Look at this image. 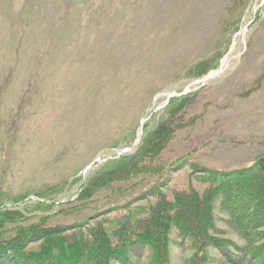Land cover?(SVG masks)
I'll return each instance as SVG.
<instances>
[{
    "label": "rangeland",
    "instance_id": "374dc122",
    "mask_svg": "<svg viewBox=\"0 0 264 264\" xmlns=\"http://www.w3.org/2000/svg\"><path fill=\"white\" fill-rule=\"evenodd\" d=\"M181 104L154 160L162 170L75 200ZM262 153L264 0H0V211L17 210L14 224L121 215L158 191L201 189L192 164L233 168ZM170 240L171 264H190L174 228ZM208 254L225 264L217 248Z\"/></svg>",
    "mask_w": 264,
    "mask_h": 264
},
{
    "label": "trees",
    "instance_id": "16d2710c",
    "mask_svg": "<svg viewBox=\"0 0 264 264\" xmlns=\"http://www.w3.org/2000/svg\"><path fill=\"white\" fill-rule=\"evenodd\" d=\"M181 108L173 105L154 128L143 127L134 151L102 163L75 200L88 199L115 181L162 170L154 160L179 127L174 114ZM192 165L201 189L189 186L173 191L170 198L158 191L153 203L125 204L127 212L113 217L92 216L91 222L75 224L50 225L47 218L14 224L21 217L17 210L0 211V264H137L130 255L141 248L149 251L143 264H171L173 228L179 245L192 250L190 264H207L211 246L225 264H264V153L245 166ZM216 209L224 214V228L217 224ZM228 232L238 241L226 237Z\"/></svg>",
    "mask_w": 264,
    "mask_h": 264
},
{
    "label": "water",
    "instance_id": "95a60500",
    "mask_svg": "<svg viewBox=\"0 0 264 264\" xmlns=\"http://www.w3.org/2000/svg\"><path fill=\"white\" fill-rule=\"evenodd\" d=\"M96 161H98V159H97V160H95L94 162H96ZM94 162H93V163H94Z\"/></svg>",
    "mask_w": 264,
    "mask_h": 264
}]
</instances>
